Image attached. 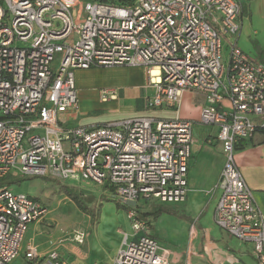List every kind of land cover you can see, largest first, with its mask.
Wrapping results in <instances>:
<instances>
[{"label": "built area", "instance_id": "1", "mask_svg": "<svg viewBox=\"0 0 264 264\" xmlns=\"http://www.w3.org/2000/svg\"><path fill=\"white\" fill-rule=\"evenodd\" d=\"M241 13L240 0H0V181L15 169L21 177L106 187L132 207L131 232L111 264H170L137 202L185 201L192 121L178 113L183 94L199 92V122L217 127L224 156L213 222L250 243L264 264V220L234 158L240 142L264 131V63L234 42L227 63L222 55L223 42L240 33ZM117 67L143 68L154 88L147 108L173 110L174 119L70 126L80 108L74 71ZM115 98L112 89L99 93L101 102ZM46 213L37 199L0 187V264H12L28 226ZM24 259L67 264L57 251L39 255L30 244Z\"/></svg>", "mask_w": 264, "mask_h": 264}, {"label": "rangeland", "instance_id": "2", "mask_svg": "<svg viewBox=\"0 0 264 264\" xmlns=\"http://www.w3.org/2000/svg\"><path fill=\"white\" fill-rule=\"evenodd\" d=\"M75 15L76 10H73V16ZM261 36L259 34L251 36L249 40L252 44L250 43L248 49L241 48L239 45L238 47L250 59L264 63V43L258 41ZM258 52L259 59H255ZM228 54V49L224 48L222 55L225 63L228 61ZM137 73L138 69L131 67L80 70V73L78 70L74 71L75 77L77 80L79 79L76 89L80 108L77 121L69 123L70 126H100L137 117L172 118L174 114L169 109H143L141 89L130 86V81L136 78ZM103 86L123 88L125 93H119V99L115 102L100 104L96 92ZM198 93L186 92L184 95L180 106L179 117L181 119L197 118L198 111L195 102L200 96ZM196 125L208 127L200 123ZM15 172L17 171L14 169L4 177L0 181V187L6 186L15 194H23L37 199L45 206L47 213L43 218L28 226L20 255L12 264H28L24 259L27 243L34 246L39 255L43 252L48 254L57 251L64 257L67 264L112 263L124 233L131 232L130 221L127 218V212L132 208L131 206L112 199L109 190L81 179L30 178L21 177L19 173L15 174ZM62 187L73 191L72 195H76L78 198L79 206L65 194ZM197 197L199 200V195L189 192L185 208L159 202L151 203L146 208L147 212L148 209L150 211L149 207L152 205L164 209V212L155 220L150 219V230L158 244L171 253L170 264L176 262L174 257L180 259L179 256H174V254H178L176 251L179 249L177 248L181 247L184 238V233L178 222H188V220L192 222V217L184 212L193 213L194 207L198 205ZM137 203L142 209L138 208L137 211L145 212L144 202L140 200ZM80 235H83L81 244L77 242ZM92 236H95L96 239L93 238L94 242L88 246ZM72 245H75L76 249L79 247L80 257L70 249Z\"/></svg>", "mask_w": 264, "mask_h": 264}, {"label": "crops", "instance_id": "3", "mask_svg": "<svg viewBox=\"0 0 264 264\" xmlns=\"http://www.w3.org/2000/svg\"><path fill=\"white\" fill-rule=\"evenodd\" d=\"M242 1L246 5V11L241 13L239 19L241 24L240 33L235 38L226 39L223 42L224 48L228 47L229 42H234L237 46L239 45L241 48L248 49L250 43L252 44L249 39L251 36L254 37L258 34L262 35L258 41L264 43V0ZM255 59H259V52ZM93 69L101 70L108 68H91L88 69V71ZM136 69H138V73L135 76L136 78L130 81V86L141 89L142 107L144 110H149L146 106V102L153 96L154 88L148 84L146 71L143 68ZM78 73H80V70H78ZM75 84L76 87L79 85V79L77 80L76 77ZM81 85L82 83L80 82V86ZM103 89L114 90L116 98L107 102H101L99 99V93ZM122 89L106 86L98 88L96 92L98 95V102L100 104H105L117 101L119 99V93H125V89H123V91ZM185 94L186 92L183 94L182 100ZM198 94H200V96L195 102V107L198 111L197 118L183 119L192 121L193 137L190 159L188 161L186 198L183 203L174 205L179 206L180 208H185L188 202L189 192H194V194H197L200 197L199 200L197 197L198 205L194 207L192 214L183 211L188 216L192 217V222L189 220L188 222H178V225L184 233V238L180 245L181 247L177 248L179 249L176 251L178 254H174V256H179L180 263L186 262L187 264H258L250 243H245L229 236L227 233L219 229L213 222V212L219 198V192L214 190V188L223 167L224 156L221 144L217 140V127H199L196 125L200 123L199 109L204 104L203 94ZM171 111L174 116L170 119H174L175 112L173 110ZM178 115L180 116V108ZM77 119L78 114L72 122L77 121ZM239 145L240 146H237L235 149V162L246 185L251 190L255 205L264 220V131L256 133L252 139L242 141ZM210 191L212 192L208 194ZM137 208H139V206ZM139 209L142 210L141 208ZM143 209L147 212L146 207ZM148 221H151L150 218ZM93 238L96 239L95 236H92V238L89 239L90 243L88 246L94 242ZM28 244L30 243H27L26 245ZM70 249L80 257L79 247L76 249L75 245H72ZM46 254V252H43L41 255Z\"/></svg>", "mask_w": 264, "mask_h": 264}, {"label": "trees", "instance_id": "4", "mask_svg": "<svg viewBox=\"0 0 264 264\" xmlns=\"http://www.w3.org/2000/svg\"><path fill=\"white\" fill-rule=\"evenodd\" d=\"M98 2L117 5V6H123V5L129 4L131 2V0H98ZM240 2H241L242 12H245V9H246L245 3L242 0H240ZM237 146H240V145H237ZM62 190L65 192V194H67L68 197H70L71 200H73L76 204H78V206L80 205V202L78 201V198L76 197V195L75 196L72 195V192H73L72 190H69L66 187H62ZM145 204L146 205L144 207L147 208L149 205L146 202H145ZM149 208H150V211L143 212V213L140 211L138 212L137 208H136V212L138 213L139 218L143 221L145 219V222L148 225H150V222L148 221L149 218L155 220L162 212H164V209L162 207L152 205ZM140 214H141V216H140Z\"/></svg>", "mask_w": 264, "mask_h": 264}, {"label": "bare ground", "instance_id": "5", "mask_svg": "<svg viewBox=\"0 0 264 264\" xmlns=\"http://www.w3.org/2000/svg\"><path fill=\"white\" fill-rule=\"evenodd\" d=\"M152 74L155 75V74H156V71L154 70V71L152 72Z\"/></svg>", "mask_w": 264, "mask_h": 264}]
</instances>
